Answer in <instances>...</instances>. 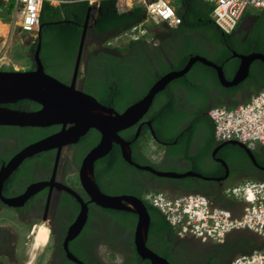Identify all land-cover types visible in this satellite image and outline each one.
<instances>
[{"label":"trees","instance_id":"16d2710c","mask_svg":"<svg viewBox=\"0 0 264 264\" xmlns=\"http://www.w3.org/2000/svg\"><path fill=\"white\" fill-rule=\"evenodd\" d=\"M87 1L64 2L57 7H51L46 3L42 4L39 13L40 33L39 39H35L30 44L28 53L34 52L37 42H40L39 58L41 60L43 69L49 75L58 80L68 83L70 79L71 69L74 62L81 30L82 22L88 7ZM175 11L180 18L179 24L175 28L167 26H153L150 25L149 30L154 39L160 42L159 45H152L143 39L128 41V46L122 49L123 46L110 47L107 43L114 36H118L128 30L133 25L144 19V9L140 5H135L132 8L119 12L115 6V0H100L95 13L96 20L92 26V34L94 36L102 37L97 54L93 52L88 53V62L80 73L84 78L81 88L84 92L92 95L105 106L112 107L117 112L123 111L127 106L139 100L150 88V86L159 79L163 74L171 70L181 69L188 59L194 55H201L209 58L214 63L220 65L223 70L224 77L228 80L237 69L239 59L233 57V52L238 54H249L252 52H259L264 54V35L259 33V28L264 27V13H258V20L255 23L252 31L246 39L245 45L242 48L237 46L233 40L234 36L224 33L210 18V11L212 5L205 0H174ZM13 10L12 0L3 2L0 0V20L8 22L11 18ZM192 32L198 34V41H194ZM88 32H86L87 35ZM171 35H167V34ZM172 36H175V42H170ZM203 40L210 41V43L217 44L218 48L213 56L204 55L201 42ZM86 41V40H85ZM84 41V44H85ZM171 43V47L170 44ZM85 47V45H84ZM83 47V49H84ZM159 48H162L163 53L167 54L169 63L166 62L162 56ZM87 49L91 51L93 45L89 44ZM117 50L119 53L125 50L123 57L114 55L108 50ZM173 49V51H171ZM154 50L157 55L158 65L156 70L151 68L148 62L146 52ZM171 51V53H170ZM30 59V57H28ZM101 64V65H100ZM253 64L257 65L254 69ZM250 65V78L254 81L250 84V94L264 86V63L255 60ZM95 67L103 71V75L96 72ZM34 64L32 62V67ZM12 70V69H10ZM259 72V73H258ZM262 74V78L259 75ZM198 76V77H197ZM210 76L218 87L216 72L213 68L206 66L200 62L192 64L190 69L182 76L169 81L163 90L157 92L149 106L145 118L150 120V125L154 131L157 141L164 143L167 153L180 152L187 160L190 161L193 171L204 176H218L223 174V168L218 163H213V167L204 168L200 165L203 159L209 157L211 149L219 142L215 140L213 124L207 115V110L213 106H235L238 101L235 99L228 105L224 100L207 103L208 97L199 86V80H204L203 77ZM244 81V80H243ZM204 82V81H203ZM183 88L187 92H193L200 95V102L196 110L187 113L180 106L178 95V88ZM139 89V91H137ZM241 88L233 86L230 88L223 87L227 93H235ZM199 98V97H198ZM21 104H29V108H23ZM5 106L13 109L31 110L39 107L38 104L29 100H18L15 103H8ZM189 117L188 122L182 126L180 123L184 118ZM59 125H51L46 127H18V126H0V135L6 134L7 130L19 132L17 141L20 148L26 146L38 139H41L48 134L58 129ZM137 123L133 126L121 130L118 134L127 141H130L129 147L131 151V159L140 164H149L145 155L141 152L140 145L146 136H141L144 131H148L146 125L141 127V132L137 137H134ZM204 127L207 137L203 147L197 154L190 153V146L195 138V134L199 129ZM99 133L94 130H88L82 135L79 140L72 144L71 147L75 149L77 155L75 161L77 163L82 156L97 143ZM221 143V142H220ZM143 151V150H142ZM50 153V151H47ZM40 155V154H39ZM253 155L256 162L260 166H264V146H260L253 150ZM216 156L223 159L229 167V180L236 181L237 176L242 171L254 174V166L244 150L234 144H226L216 152ZM159 165L155 166L158 170L161 169ZM136 171L137 173H145L143 170L134 168L127 163L121 156L120 147L113 143L111 149L101 158L94 162V179L99 189L105 194H130L141 198L146 207L149 225L146 238V246L151 247L153 243H158L162 249L156 253L165 257L171 264H177L173 261L172 255L168 250L172 247V240L178 239L173 228L165 220L162 213L152 206L149 202L143 199L145 192L150 190L171 191L175 195L182 193H199L208 197L214 204L231 208L234 203L229 198L223 195V187L228 184V178L223 181L220 186H212L213 183L209 181H201L196 177H181V178H165L151 175L161 183L158 187L145 186L143 179L139 182H132L128 172ZM185 171V170H184ZM180 172V171H178ZM183 172V170H182ZM259 174L242 177L246 180H258L264 182V171ZM259 177V178H258ZM111 178L112 180H122L123 186L113 185L108 186L102 183L101 179ZM228 181V182H227ZM139 183L141 185L139 186ZM203 184L211 185L213 189L205 190L200 186ZM172 189H171V187ZM199 186V187H198ZM167 187H170L167 189ZM108 210L114 218L121 221L123 228L131 231V246L133 249L132 256H135L143 262L148 264L146 259L140 258L134 250L132 242V234L136 222V214L117 209ZM151 239L153 241L151 242ZM186 241L185 239H182ZM202 243V242H201ZM205 244V243H203ZM213 245L214 248H223L224 253L227 254V259L224 264H229L231 258L237 254H249L253 250H262L264 245L251 233L234 232L228 234L224 241L220 244L207 243ZM154 251V252H155ZM211 263V262H210ZM207 262V264H210ZM180 264V263H179Z\"/></svg>","mask_w":264,"mask_h":264},{"label":"flooded vegetation","instance_id":"af4514ba","mask_svg":"<svg viewBox=\"0 0 264 264\" xmlns=\"http://www.w3.org/2000/svg\"><path fill=\"white\" fill-rule=\"evenodd\" d=\"M257 20L258 16L243 18V20L240 21L237 29L234 31V33H232V36H234L233 40L235 41V43H237V46L239 48H242L245 45L246 39L248 38ZM258 30L261 35H264V27H261ZM87 32H89L88 29ZM191 34L193 35L194 41H198V34L196 32H192ZM167 35L169 36L171 34L169 33ZM118 37L122 38L123 36L112 37L107 45L110 47L123 46L122 49L126 48L128 46L127 43L129 39L126 38L124 41L114 42ZM102 39L104 38L94 36L92 32L87 33L85 39L86 41L84 44L85 47L82 50L80 58L81 70L85 68L86 63L88 62V53L93 52V54H97L100 51L98 47ZM175 39L176 37L172 36L169 41L175 42ZM170 42L169 44L171 47ZM89 44L93 45V49L91 51L87 49ZM150 44L156 46L159 45L160 47V42H158L157 39L156 43L150 42ZM200 44L204 52L206 53L204 55H208L210 57L215 54V51L218 48L217 44L210 43V41L206 40H203ZM108 51L114 55L118 54L121 57H123L125 54V50H122L123 52L120 53L114 49ZM159 51L161 52L162 58L169 63L167 54L163 53L162 48H159ZM171 51H173V49ZM146 55L149 56L148 62L150 63L151 68L156 70L158 61L157 55L154 53V50L146 52ZM28 57H30V66L28 67V69H32L31 67L33 61L31 60V52H29ZM207 59L210 60L209 58ZM74 62L72 65L71 74ZM256 66L257 65L253 64L254 69H257ZM95 70L100 75L104 74L103 71L98 67H95ZM232 76L228 80H230ZM259 77L262 78V74H260ZM203 79L204 80L202 81L199 80L198 83L200 88L203 89V92L208 97V99H206L207 103L224 100L228 105H231V102L234 99L238 102L244 101L252 93L255 92L254 91L250 94V84L255 82L253 77L250 78V75L244 81H241L237 85L241 89L235 93H227L225 90H223L224 86L221 85V87H218L217 85H215V83L213 82L214 80L210 76L203 77ZM82 81H84V78L80 73L76 84L81 90ZM177 90L179 100L181 101L179 106L187 113L195 111L198 104L200 102L202 103V100L200 99V97H202L201 94L196 95L192 91L187 92L181 87ZM137 91H139V89H137ZM21 106L23 108L30 107L29 104H21ZM189 119V117L184 118V120H182L180 124L184 126ZM148 123L150 124V120L148 118H145L143 115L142 118L137 122L136 129L139 127V133H142L141 127L143 125L147 126L148 131H144L141 136H149L151 140L156 144L157 150H151L149 152L151 154L153 152L152 155H154L155 160H150L145 155L147 151H145L143 148V151L141 150V152L148 160H150V163L140 164L134 162L132 159L131 160L136 164L150 165L154 168L160 163L161 169H167V167L169 166H177L178 168H180V170H183V172L192 169L190 161L187 160L183 155H181L180 152L167 153L166 148L163 145L164 143L159 142L156 140V138L152 137V128L151 125H148ZM0 126L13 127V125ZM18 127L21 128L25 126ZM59 129L60 125L54 132L58 131ZM17 133L19 132H16L15 130L14 132L7 130L6 134L0 135V171H3L5 167H7L8 161L23 147H25L23 146L20 148V144L16 139L17 136H19V134ZM206 134L207 133H205L204 127L196 132L195 138L193 139V142L190 146L191 154H197V152L203 147L205 143L204 138L207 137ZM219 144L220 142L211 149L209 157L203 159L200 162V165L204 168H212L213 163L220 164L223 168V174L218 175V177H222L225 174V167L223 164L216 161V158L220 159L226 164L229 176L230 171L228 164L223 159L216 156V154L214 157L212 156L213 150ZM71 145L72 144L67 145V147L61 148L58 153L56 149H49L36 153L32 156L25 157L12 169L4 172L5 174L3 173L2 176L0 175V264H24V261L18 257V243L20 242L19 239L23 237L27 232L32 233L36 222H42L43 224H45L48 233L47 240L44 243L43 248L41 249V253L35 259L34 264H143V262H139L140 260H138L137 257L132 256L133 249L130 241L131 231L125 230L121 221H118L116 218H114L113 215H111V213H109L108 210H106L104 207H101L90 201L89 196L84 191L79 178V166L81 160L78 163L77 161H75L77 152L74 148L71 147ZM47 151H50V153H47ZM254 168V174L252 171L250 172L249 167L248 172L242 171L239 175L234 176L237 177L236 181L246 180L241 179V176H252L259 174L258 172L264 171L262 169L256 168L255 166ZM143 171L145 173H137L136 171L128 172V169L126 168V172H128L129 174V176H127L126 178L130 177L129 180L131 182L133 178L136 182H139L140 179H143L144 187H158L161 182L151 176L154 174L149 171ZM228 176L227 178L229 179ZM200 180L203 182L206 181L202 179ZM101 181L108 186L124 185V183L121 185V183L124 182L121 179L115 181L111 178H104L101 179ZM209 182H214L213 185L211 184L212 186H220L223 184V181ZM140 185L141 183H139V186ZM203 185L204 187L200 185L199 186L201 188H204L205 190H208L210 188L213 189L211 185ZM170 187H167V189ZM30 188L31 191H29ZM66 188L71 189L77 195V197L80 198V200H78L73 194L67 191ZM26 193H28L27 197H25L23 200H17L19 199V197L24 196ZM15 200L17 202L9 203ZM82 204L86 206L85 221L73 237H68L70 228L75 222L81 210ZM26 238H28V236ZM182 239H185L186 241H183ZM152 241L153 239H151V242ZM26 242L28 243V241ZM132 242L134 250L137 253L134 245V229L132 234ZM207 243L210 242H206L205 244H203V242L201 243V241L191 236H186L183 238L178 237V239H174V241L172 240V247L168 250V253L172 255L173 261L177 264H207V262H211L210 264H224L228 256L226 253H224L223 248H214L213 245H209ZM152 245L153 246L148 248L153 252L155 250L157 251L158 248L162 249L158 243H153ZM156 251L154 253H156ZM157 252H159V250ZM68 254L74 256L78 262L71 260L68 257ZM137 255L140 257L138 253ZM161 257L168 261L165 257ZM146 260L148 261V264H150L149 260Z\"/></svg>","mask_w":264,"mask_h":264},{"label":"water","instance_id":"95a60500","mask_svg":"<svg viewBox=\"0 0 264 264\" xmlns=\"http://www.w3.org/2000/svg\"><path fill=\"white\" fill-rule=\"evenodd\" d=\"M96 12V6L89 5L87 7L82 22V30L77 46L74 66L68 83H64L44 71L39 58V41L32 53L31 60L34 63V68L22 70L0 68V125L32 127L60 125L58 131L23 147L8 161L7 167H5L3 171H0V175L2 176L4 172L12 169L25 157L49 149H56L58 153L61 148L76 143L88 130H96L99 133L98 142L84 154L79 166V178L84 191L88 194L90 201L101 207L129 211L136 214L134 245L137 253L140 257L148 259L150 264H171L145 245L149 217L142 199L129 194L110 195L100 191L93 176L94 162L104 156L111 149L112 144L116 143L120 147L122 158L127 163L138 169L149 171L158 177L181 178L190 176L206 181H224L228 176V168L222 160L217 158L216 161L220 162L225 167V174L222 177L204 176L191 169L185 172H172L158 170L150 165L136 164L131 160L130 141L124 140L118 132L136 124L147 112L154 95L161 91L169 81L184 75L193 63L200 62L213 68L220 85L224 87H233L248 77L250 65L254 60H259L264 63V54L259 52H252L249 54H238L237 52H233V57H237L239 63L230 80L224 77L220 65L201 55L191 56L181 69L171 70L160 76L159 79L150 86L145 95L127 106L123 111L117 112L112 107L105 106L92 95L82 91L76 84L80 74V58L86 39V32L87 29L91 32L92 26L96 20ZM39 33L40 25L36 34L37 39H39ZM18 100H29L38 104L39 107L34 110H22L5 106V104L15 103ZM148 125L150 126L149 123ZM138 134L139 127L136 129L134 137H137ZM151 135L155 138L152 129ZM226 144H234L241 147L252 164L256 168L264 170V166H260L256 162L253 150L235 140L221 142L213 150L212 156L214 157L218 149ZM66 189L80 200L71 189ZM29 191H31V188ZM27 195L28 193L19 197L17 200H23ZM15 202L17 201L15 200L9 203ZM85 217L86 206L82 204L81 210L70 228L68 237H73L78 232L85 221ZM68 257L78 262L71 254H68Z\"/></svg>","mask_w":264,"mask_h":264},{"label":"built area","instance_id":"2783aa9c","mask_svg":"<svg viewBox=\"0 0 264 264\" xmlns=\"http://www.w3.org/2000/svg\"><path fill=\"white\" fill-rule=\"evenodd\" d=\"M76 1H87L97 7L100 0H12L11 18L5 23L7 33L0 37L7 38L15 29L35 37L43 3L57 7ZM205 1L212 5L210 18L225 33L235 30L250 10L264 12V0ZM135 5L143 7L144 19L127 30L124 35L128 38L153 42L150 25L176 27L180 22L174 0H115L119 12ZM0 53L1 68L6 58L3 46H0ZM207 115L213 124L216 141L235 140L251 150L264 146V86L235 106L209 108ZM223 195L233 201L231 208L218 206L198 193L169 196L163 192H148L144 198L162 213L180 236L191 235L201 242L220 243L230 233L247 232L264 242V182L243 180L227 184L223 187ZM229 264H264V251L237 254Z\"/></svg>","mask_w":264,"mask_h":264},{"label":"rangeland","instance_id":"374dc122","mask_svg":"<svg viewBox=\"0 0 264 264\" xmlns=\"http://www.w3.org/2000/svg\"><path fill=\"white\" fill-rule=\"evenodd\" d=\"M256 11H249V15L255 13ZM118 37L115 39L114 42H121L124 41L127 36ZM35 37H31L28 34L20 32L18 29H15L12 35H9L7 38L2 39L0 37V46H3V50H5L6 58L4 60V64L1 68L3 69H15V70H22L28 69L30 66V61L28 58V49L30 44L34 41ZM4 40V42H3ZM2 44V45H1ZM204 52V50H202ZM1 54V53H0ZM142 148L147 151L145 154L150 160H154L153 152L152 154L149 153L151 150H157L156 144L151 140L149 136L142 141L140 144ZM159 150V149H158ZM167 171L177 172L182 171L177 166H169L167 167ZM229 181V182H228ZM228 184H236L239 183L238 181H230L228 179ZM167 194L173 196L171 191H164ZM44 225V226H43ZM40 227H45L46 225L42 222H36L35 227L33 228L32 233L27 232L23 237L19 239L18 243V257L24 261V264H34L35 259L41 253V249L44 246V243H35V233L40 229ZM47 229V228H46ZM28 238H26L27 236ZM28 241V243L26 242Z\"/></svg>","mask_w":264,"mask_h":264},{"label":"bare ground","instance_id":"6f19581e","mask_svg":"<svg viewBox=\"0 0 264 264\" xmlns=\"http://www.w3.org/2000/svg\"><path fill=\"white\" fill-rule=\"evenodd\" d=\"M4 3L5 2H7V1H4V0H2ZM132 8V7H131ZM130 9V8H129ZM126 10H128V9H126ZM126 10H124V11H126ZM258 13H264V12H258ZM247 14H249V13H246V15ZM6 22H3V21H1L0 20V36H5L6 35V33H7V25L5 24ZM136 25V24H135ZM239 26V24L236 26V28L235 29H237V27ZM127 32V30L125 31V32H123L122 34H120V35H118V36H121V35H124L125 33ZM125 36V35H124ZM129 40L130 39H132V40H137V39H139V38H128ZM252 181H257V180H252ZM238 182H241V180L240 181H238ZM260 182H262V181H260ZM44 226V225H43ZM174 232H175V234H176V236H178V237H180V238H183V237H186V236H191V235H182V236H180L177 232H176V230H174ZM47 230H46V228L45 227H40V229L37 231V233H35V243H43V242H45V240H46V236H47ZM191 237H193V236H191ZM224 241V240H223ZM222 241V242H223ZM222 242H220V243H222ZM260 242H262L261 240H260ZM220 243H218V244H220ZM262 244L264 245V242H262ZM257 250V249H256ZM254 251V250H253ZM258 251H264V248L262 249V250H258ZM252 252V251H251ZM250 252V253H251ZM232 259V258H231ZM231 261V260H230ZM230 261H229V263H230Z\"/></svg>","mask_w":264,"mask_h":264},{"label":"clouds","instance_id":"9594fccd","mask_svg":"<svg viewBox=\"0 0 264 264\" xmlns=\"http://www.w3.org/2000/svg\"><path fill=\"white\" fill-rule=\"evenodd\" d=\"M88 6H89V5H88ZM256 14H258V12H255V13L250 14V15H249V14H247V15L245 14V15L240 19V21L243 20V18H245V17H254V16H256ZM239 23H240V22H239ZM158 26H161V25H158ZM167 27H168V26H167ZM171 28H175V27H171ZM235 30H236V29H235ZM235 30H233L232 32H230V33H228V34H231V35H232V33H234ZM224 33H225V32H224ZM151 35H152V34H151ZM29 36H30V35H29ZM152 36H153V35H152ZM31 37H32V36H31ZM35 39H37L36 36H35ZM35 39H34V40H35ZM32 43H33V42H32ZM148 43H150V42H148ZM153 43H156V39H154ZM80 69H81V68H80ZM259 147H260V146H259ZM256 148H258V147H256ZM254 150H255V149H254ZM154 160H155V159H154ZM164 171H165V170H164ZM226 185H227V184H226ZM226 185H225V186H226ZM148 192H163V193L167 194L166 192L161 191V190H158V191H157V190H156V191H155V190H150V191H147V192L144 193V195H143V199H144V200H145L144 196H145V194L148 193ZM192 193H194V192H192ZM198 194H199V193H198ZM167 195H169V194H167ZM169 196H171V195H169ZM173 196H175V195H173ZM168 224H169V223H168ZM169 225H170V224H169ZM173 230H174V229H173ZM193 238H194V237H193ZM195 239H196V238H195ZM197 240H198V239H197ZM199 241H200V240H199ZM203 243H206V242H203ZM211 243H212V242H211Z\"/></svg>","mask_w":264,"mask_h":264}]
</instances>
